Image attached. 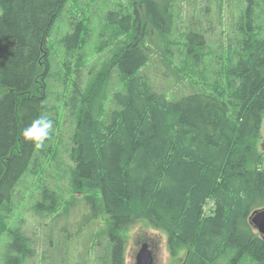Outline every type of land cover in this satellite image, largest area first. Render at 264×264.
Masks as SVG:
<instances>
[{
    "label": "trees",
    "instance_id": "obj_1",
    "mask_svg": "<svg viewBox=\"0 0 264 264\" xmlns=\"http://www.w3.org/2000/svg\"><path fill=\"white\" fill-rule=\"evenodd\" d=\"M70 1L0 0V237H8L1 264L30 257L28 239L6 221L20 180L41 169L40 154L55 153L53 129L42 149L26 142L23 130L49 111L59 128L62 108L71 121L67 153L73 164L64 173L71 190L84 195L90 215L103 216L107 264H125L120 234L140 221L167 236L170 257L191 248L183 264H217L223 257L238 264L243 256L264 264V239L249 222L264 208V155L255 145L264 114L260 2L241 0L227 23L234 54L220 66L217 43L203 73L199 66L209 48L202 12L179 41L171 38L183 19L181 5L190 8L184 0H114L95 27L70 9L54 57L49 39ZM151 45L171 64L185 59L180 71L188 75V88L178 94L157 88L146 72ZM103 48L111 54L96 68L100 58L93 56ZM60 55L76 58L75 66L58 63ZM55 88H62L57 97ZM52 100L56 107H49ZM59 202L56 191L43 187L33 210L49 216Z\"/></svg>",
    "mask_w": 264,
    "mask_h": 264
},
{
    "label": "rangeland",
    "instance_id": "obj_2",
    "mask_svg": "<svg viewBox=\"0 0 264 264\" xmlns=\"http://www.w3.org/2000/svg\"><path fill=\"white\" fill-rule=\"evenodd\" d=\"M75 1L79 3V7L75 6ZM113 1L71 0L64 9L65 13L61 21L54 26L49 39V46L53 56L56 57L57 55L55 48L62 32L58 29L59 26H66L68 10L77 11L81 15L83 13V16L86 19L89 18L91 24L92 22L94 23V26L93 24L92 26L95 27V24L102 20L104 13L114 6ZM256 1L260 2L258 10L260 11V8L264 9V0ZM184 2H189L190 8L186 10L181 5L180 10L186 16L184 17L182 12L183 19L177 21L176 30L171 36L172 41H179L183 32L187 28H190L195 20H200V17L204 15L205 17L201 18L203 21L201 28L207 29L205 38L208 42L209 51L204 58V65L199 66V69L204 73L209 68V63L213 62V60L209 61L207 58H211L212 53L218 47L217 43L222 45V48L214 52L219 54L217 57H221L219 65L227 64V60L234 54L236 49V42L233 45L234 37L231 36L227 23L232 24L234 21L233 17L243 2L241 0H184ZM125 3H127L126 0L121 1V4L125 5ZM202 8H209V10L208 12H203L201 11ZM201 12L203 15H201ZM258 30L256 29L255 32L257 33ZM259 36H264V32H261ZM94 41L93 36L90 43ZM151 41L153 44L156 43V35H152ZM91 45L95 47L96 43ZM171 45L173 48L177 47L176 43H172ZM223 45H225V48ZM151 48L154 50L151 55L152 65L150 68H146V72L148 74L151 73L155 78L158 84L157 88L167 94H178L180 90L184 89L183 85H185V88H188L185 84L186 79L188 81V75H183L182 71H180V68L184 67L185 59L182 58V62L179 59L172 61L171 64L157 50L156 45H151ZM102 51L104 52L94 54L93 56V58H100L98 61L93 62V64H96V68L97 66L100 67L101 63L106 60V56L109 57L111 54L109 49L103 48ZM174 54H176L175 49ZM76 60V58L67 59L60 55L58 63L69 61L71 66L74 67ZM86 64L91 66V61L88 59ZM84 65L85 63L81 62L79 70H82ZM82 83H85L84 79H82ZM61 90L62 88H55L53 96L57 97L58 92ZM69 91L70 89L67 88L65 92L67 99L70 97ZM54 101L52 100L49 103V107L57 106V102ZM47 116L54 123L55 112L49 111ZM68 118L66 111L62 108L59 119L60 127L53 128L55 137L53 138L52 145L54 146L55 153L48 154L46 157L40 154L38 160L41 163V169L36 173L26 174L20 180L15 190L13 211L6 223L10 227L18 228L29 241L31 254L24 264H107L109 241L105 231L106 224L103 216L92 217L90 215L84 195L71 190L69 177L64 173L67 168L73 167L67 153L71 147V121H68ZM255 145L257 152L264 155V114L262 116L260 136L255 141ZM43 187L56 191L60 199L56 211L49 216L37 214L33 210L36 202L40 199ZM209 210L210 205H207L204 209L205 216H208ZM6 233L0 237V264L2 251L8 240ZM120 235H122L121 238L124 243L125 264H135V256L139 243H146L148 245L154 257V264H183L184 258L191 251V248H183L179 251L177 258L170 257L167 249V236L163 232L153 229L144 221L128 226ZM227 263L228 258L223 257L217 264ZM238 264L255 263L248 256H243Z\"/></svg>",
    "mask_w": 264,
    "mask_h": 264
},
{
    "label": "clouds",
    "instance_id": "obj_3",
    "mask_svg": "<svg viewBox=\"0 0 264 264\" xmlns=\"http://www.w3.org/2000/svg\"><path fill=\"white\" fill-rule=\"evenodd\" d=\"M52 129V120L47 115H42L33 119L31 123L24 128L23 138L26 142L32 143L35 148L42 149L50 139Z\"/></svg>",
    "mask_w": 264,
    "mask_h": 264
},
{
    "label": "water",
    "instance_id": "obj_4",
    "mask_svg": "<svg viewBox=\"0 0 264 264\" xmlns=\"http://www.w3.org/2000/svg\"><path fill=\"white\" fill-rule=\"evenodd\" d=\"M252 228L264 239V208L253 211L249 216ZM135 264H154V257L146 243H142L135 256Z\"/></svg>",
    "mask_w": 264,
    "mask_h": 264
},
{
    "label": "bare ground",
    "instance_id": "obj_5",
    "mask_svg": "<svg viewBox=\"0 0 264 264\" xmlns=\"http://www.w3.org/2000/svg\"><path fill=\"white\" fill-rule=\"evenodd\" d=\"M258 235H259V234H258ZM259 236H260V235H259ZM138 250H139V249H138ZM138 250H137V252H138ZM137 252H136V253H137Z\"/></svg>",
    "mask_w": 264,
    "mask_h": 264
},
{
    "label": "flooded vegetation",
    "instance_id": "obj_6",
    "mask_svg": "<svg viewBox=\"0 0 264 264\" xmlns=\"http://www.w3.org/2000/svg\"><path fill=\"white\" fill-rule=\"evenodd\" d=\"M141 243H139V245H140Z\"/></svg>",
    "mask_w": 264,
    "mask_h": 264
}]
</instances>
